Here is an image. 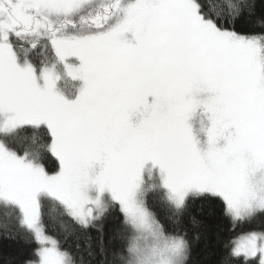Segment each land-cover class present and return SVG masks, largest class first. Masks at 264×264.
I'll list each match as a JSON object with an SVG mask.
<instances>
[{
  "label": "snow or ice",
  "instance_id": "obj_1",
  "mask_svg": "<svg viewBox=\"0 0 264 264\" xmlns=\"http://www.w3.org/2000/svg\"><path fill=\"white\" fill-rule=\"evenodd\" d=\"M213 218L218 264H264V0H0V233L24 264H193Z\"/></svg>",
  "mask_w": 264,
  "mask_h": 264
},
{
  "label": "trees",
  "instance_id": "obj_2",
  "mask_svg": "<svg viewBox=\"0 0 264 264\" xmlns=\"http://www.w3.org/2000/svg\"><path fill=\"white\" fill-rule=\"evenodd\" d=\"M69 87L72 89L73 85L70 83ZM154 210L161 216L165 211L161 205H155ZM260 223V221H257L256 224L246 227H258ZM209 224V230L195 245L193 264H218L219 257L223 254V245L230 235L229 225L222 218H213L209 221ZM97 227L103 228L106 240L112 238L114 243L117 242L115 233L118 221L115 215L109 216L102 225ZM55 234L60 237L66 236L68 242L72 243L77 236L83 233L70 219L64 218L63 221H56ZM91 235L97 237L100 233L96 229H92ZM33 247L34 244L24 239L23 236L7 238L3 233H0V264H24L25 258L31 255Z\"/></svg>",
  "mask_w": 264,
  "mask_h": 264
},
{
  "label": "rangeland",
  "instance_id": "obj_3",
  "mask_svg": "<svg viewBox=\"0 0 264 264\" xmlns=\"http://www.w3.org/2000/svg\"><path fill=\"white\" fill-rule=\"evenodd\" d=\"M70 83L73 85V82L71 80L67 81V83L64 85L69 91H71L70 89Z\"/></svg>",
  "mask_w": 264,
  "mask_h": 264
}]
</instances>
